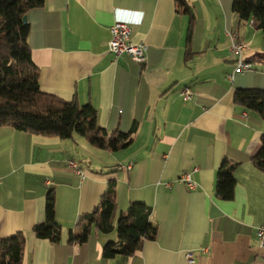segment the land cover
Wrapping results in <instances>:
<instances>
[{"label": "crops", "instance_id": "1", "mask_svg": "<svg viewBox=\"0 0 264 264\" xmlns=\"http://www.w3.org/2000/svg\"><path fill=\"white\" fill-rule=\"evenodd\" d=\"M187 1L190 13L174 0H43L27 11L40 89L90 104L99 126L131 131V139L111 151L77 134L60 138L0 126V238L23 233L20 264H264L255 234L264 220V170L251 160L263 121L233 101L238 88L264 89V36L238 18L232 0ZM115 21L129 26L132 42L146 46L142 61L108 50ZM232 33L244 44L249 69H235ZM224 160L235 165L230 199L215 190ZM110 181L114 224L136 201L150 207L148 219L156 225L154 238L130 256L103 257L116 232L93 224L85 242L68 241ZM49 189L58 242L33 232L44 221Z\"/></svg>", "mask_w": 264, "mask_h": 264}, {"label": "trees", "instance_id": "2", "mask_svg": "<svg viewBox=\"0 0 264 264\" xmlns=\"http://www.w3.org/2000/svg\"><path fill=\"white\" fill-rule=\"evenodd\" d=\"M174 2L178 10L190 13L187 0ZM42 4L43 0H0V126L60 138L77 134L91 145L111 151L125 146L131 139V131L108 133L98 125L96 110L90 104L79 105L73 99L64 100L40 89L38 68L27 40L30 26L27 20L23 21V16ZM232 10L240 20H251L252 26L260 29L264 36V0H232ZM233 101L256 112L263 121L260 144L251 160L264 170V89L238 88ZM234 167L224 160L217 170L215 190L222 199L233 195ZM115 196L114 181H110L95 208L78 217L76 224L81 229L78 234L69 232L68 241L85 242L92 224L101 232L115 230L117 239L106 242L102 249V256L111 258L119 254L133 255L142 240L153 239L156 225L149 221L150 207L143 202H130L113 223ZM33 232L36 237L52 242L60 239L61 226L55 217L53 189L46 193L44 221L35 224ZM24 242L22 232L0 238V264H20Z\"/></svg>", "mask_w": 264, "mask_h": 264}, {"label": "built area", "instance_id": "3", "mask_svg": "<svg viewBox=\"0 0 264 264\" xmlns=\"http://www.w3.org/2000/svg\"><path fill=\"white\" fill-rule=\"evenodd\" d=\"M251 22V20H250ZM110 37L107 41V47L110 52L113 53L114 57L119 56L120 54H127L134 61H142L144 59L146 46L142 43H134L129 39L130 28L123 21H115L109 26ZM232 43L231 50L236 55L235 59V69L236 70H246L250 68V64L242 59V50L244 44L235 40V34H230ZM232 75L229 74L228 78L231 79ZM181 96L184 99L189 98L190 91L188 87H184L181 92ZM70 166L76 173L82 175L80 168L73 162L69 161ZM184 179L189 187L195 186V183L192 182L187 174L181 176ZM258 245L263 249V260H264V220L256 227L255 231ZM188 261H192L191 253L186 254Z\"/></svg>", "mask_w": 264, "mask_h": 264}, {"label": "water", "instance_id": "4", "mask_svg": "<svg viewBox=\"0 0 264 264\" xmlns=\"http://www.w3.org/2000/svg\"><path fill=\"white\" fill-rule=\"evenodd\" d=\"M23 21H26V15L23 16Z\"/></svg>", "mask_w": 264, "mask_h": 264}, {"label": "rangeland", "instance_id": "5", "mask_svg": "<svg viewBox=\"0 0 264 264\" xmlns=\"http://www.w3.org/2000/svg\"><path fill=\"white\" fill-rule=\"evenodd\" d=\"M249 21V20H248Z\"/></svg>", "mask_w": 264, "mask_h": 264}]
</instances>
